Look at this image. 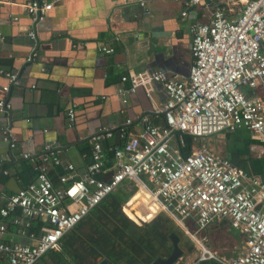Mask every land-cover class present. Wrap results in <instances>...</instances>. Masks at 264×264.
Masks as SVG:
<instances>
[{
  "label": "built area",
  "instance_id": "built-area-1",
  "mask_svg": "<svg viewBox=\"0 0 264 264\" xmlns=\"http://www.w3.org/2000/svg\"><path fill=\"white\" fill-rule=\"evenodd\" d=\"M61 1L32 0L23 7L39 25ZM157 1L137 0L145 9ZM213 1L188 0L186 8H207ZM5 3L0 0V9ZM182 16H188L187 9ZM190 33L193 64L187 80L170 79L162 72L122 78V82L131 83L130 89L117 90L123 105L128 103L126 96L140 88L151 97L156 84L163 86L167 97L160 110L161 125L143 116L138 121L143 127L140 135L132 136L126 128L119 130L123 145L110 148L113 168L106 167L104 144L116 131L101 127L90 139L91 161L81 179L76 178L74 165H63L59 154L47 146L35 167L34 182L11 196L0 191V264H37L48 252L59 251L63 237L125 182L134 183L147 195L136 201L140 209L146 211L148 203L156 206L148 222L165 213L189 233V222L201 232L229 220L231 228L243 235L238 252L228 257L198 244L200 254L195 264L208 260L264 264V181L206 147L182 154L186 136L197 143L239 129L249 130L264 151V98L255 94L264 90V0H218L210 9L209 20L192 23ZM29 36L35 38V33L29 32ZM100 50L113 52L109 47ZM35 56L33 53L27 62ZM0 77L8 80L2 88L5 94L20 82L16 72L1 66ZM12 108V101L0 100V112L9 113ZM68 117L72 125L74 107ZM132 123L127 120L125 124ZM0 140L11 149L18 146L9 127L0 126ZM23 156L29 158V154ZM53 167L66 171L59 177V187L49 177ZM11 216H16L13 224L18 234L34 244L5 240ZM35 221L42 224L38 236L29 234Z\"/></svg>",
  "mask_w": 264,
  "mask_h": 264
},
{
  "label": "crops",
  "instance_id": "crops-1",
  "mask_svg": "<svg viewBox=\"0 0 264 264\" xmlns=\"http://www.w3.org/2000/svg\"><path fill=\"white\" fill-rule=\"evenodd\" d=\"M29 1L32 0H6L0 9V66L20 78L19 84L5 94L2 88L8 80L0 77V100L13 103L9 113L0 112V126L9 127L18 141L17 148L11 149L0 140V191L5 196L34 182L35 167L47 146L59 154L63 165H74L76 178L81 179L91 160L90 139L101 127L116 131L109 142L117 145L123 141L120 129L126 128L132 136L140 135L143 127L138 121L143 116L161 125L160 110L167 97L163 86L156 84L151 97L140 88L127 95L128 103L123 105L117 90H128L131 83L122 82V78L162 72L170 79L187 80L193 64L190 25L207 22L210 9L218 3L215 0L207 8H186L188 0H159L145 9L137 0H62L36 25L23 7ZM93 4L107 9L98 20L90 8ZM186 9L188 16L183 17ZM69 12L85 27L61 23ZM32 31L35 38L29 36ZM102 47L112 48L113 52H102ZM33 53L36 56L28 63ZM255 94L264 98L262 89ZM73 107L76 117L71 125L68 111ZM127 120L132 125L127 126ZM203 147L264 181V151L249 130L224 131L198 140L192 149ZM24 154H29V158H24ZM105 155L106 166L113 168L114 158ZM15 217L8 219L5 240L34 244L29 237L18 234L13 224ZM34 227H30L29 234L36 235ZM191 228L196 236L204 232H198L194 222H189V232ZM236 232L240 238H234L233 253L220 252L221 255L214 251L224 257L236 254L244 240ZM200 243L204 245L196 242L199 251ZM71 258L70 250L67 253L61 246L37 264H60V260L77 264ZM100 262L101 258L92 260L93 264Z\"/></svg>",
  "mask_w": 264,
  "mask_h": 264
},
{
  "label": "trees",
  "instance_id": "trees-1",
  "mask_svg": "<svg viewBox=\"0 0 264 264\" xmlns=\"http://www.w3.org/2000/svg\"><path fill=\"white\" fill-rule=\"evenodd\" d=\"M122 145L123 141L117 145L105 143L104 151L107 158L113 157L110 150L112 146ZM193 145V139L186 136L185 147L182 148L183 156L193 152ZM63 174L64 171L60 167H54L50 171L49 177L55 187L59 186V177ZM136 191L134 183H123L63 237L61 246L67 253L70 250L71 260H75L77 264H93L92 260L96 261L98 258L107 261L106 264H153L158 259H167L172 254V234L179 237L181 249L189 247V252L194 250L183 231L165 213L158 214L151 222L142 225V221H147L156 212V207H152L150 215L139 208L140 204L136 202L138 197H134L128 203ZM123 207L131 220L122 212ZM139 222L141 225H138ZM33 226H35L33 231L38 236L42 224L35 221L32 223ZM231 232L239 234L234 229ZM61 262L68 264L63 260H60V264ZM198 264L221 263L208 260Z\"/></svg>",
  "mask_w": 264,
  "mask_h": 264
},
{
  "label": "rangeland",
  "instance_id": "rangeland-1",
  "mask_svg": "<svg viewBox=\"0 0 264 264\" xmlns=\"http://www.w3.org/2000/svg\"><path fill=\"white\" fill-rule=\"evenodd\" d=\"M139 192L140 191L137 190L136 193L132 196V198L128 201V203L134 197H138V199H140V195L138 194ZM142 210L145 211V209H142ZM122 212H123V210H122ZM151 221H149V222H151ZM145 222L149 223L148 220ZM141 223H143V221ZM141 223L139 222L138 225H141ZM174 223L183 231L184 235L190 240V243H192L193 248H194V250L192 252H189L190 251L189 247H182V250L185 253H183L182 257L177 261L178 264H194V263H196L198 256L200 254V251H199V249L196 245V242H195L196 240L202 241L204 243L205 247L210 249V250L219 251L218 252L219 254H221L220 252H222V253L226 252L229 254L230 252H232L235 249V246H236L235 245L236 241H234V238H236V237L240 238L239 234L234 235V233H231L232 228H231V223L229 220H223L221 222L215 223V224L211 225L210 227H208L206 230H204L203 233L197 234V236L193 232L192 228H191V232L186 233L185 230L183 229V227H181L175 221H174ZM194 231H195V229H194Z\"/></svg>",
  "mask_w": 264,
  "mask_h": 264
},
{
  "label": "clouds",
  "instance_id": "clouds-1",
  "mask_svg": "<svg viewBox=\"0 0 264 264\" xmlns=\"http://www.w3.org/2000/svg\"><path fill=\"white\" fill-rule=\"evenodd\" d=\"M90 8L94 12V18L96 20L100 19L107 12L106 7L103 5L93 4V5H90ZM61 23L72 26V27H76V28L85 27L84 25L80 23V21L76 18V16H74L71 12H69L65 17L62 18Z\"/></svg>",
  "mask_w": 264,
  "mask_h": 264
},
{
  "label": "water",
  "instance_id": "water-1",
  "mask_svg": "<svg viewBox=\"0 0 264 264\" xmlns=\"http://www.w3.org/2000/svg\"><path fill=\"white\" fill-rule=\"evenodd\" d=\"M147 222H143V224H146ZM172 243H173V252L167 259H158L153 264H176L177 261L182 257L183 251L179 245L180 239L177 237V235L172 234L171 235ZM107 261H102L99 264H106Z\"/></svg>",
  "mask_w": 264,
  "mask_h": 264
},
{
  "label": "bare ground",
  "instance_id": "bare-ground-1",
  "mask_svg": "<svg viewBox=\"0 0 264 264\" xmlns=\"http://www.w3.org/2000/svg\"><path fill=\"white\" fill-rule=\"evenodd\" d=\"M140 196H142L143 197V200L146 198V196L147 195H145V193H144V191H140L139 193H138ZM149 204V206L147 207V210L149 211V214L151 215V209H152V207H154L155 205H153V204H151V203H148ZM156 207V206H155ZM157 210V209H156Z\"/></svg>",
  "mask_w": 264,
  "mask_h": 264
}]
</instances>
